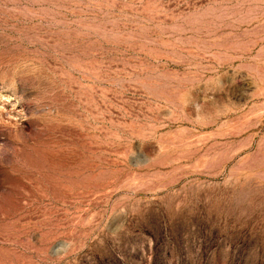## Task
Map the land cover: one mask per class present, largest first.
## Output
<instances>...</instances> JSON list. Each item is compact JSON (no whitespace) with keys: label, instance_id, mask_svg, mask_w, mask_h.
Returning a JSON list of instances; mask_svg holds the SVG:
<instances>
[{"label":"rangeland","instance_id":"obj_1","mask_svg":"<svg viewBox=\"0 0 264 264\" xmlns=\"http://www.w3.org/2000/svg\"><path fill=\"white\" fill-rule=\"evenodd\" d=\"M0 264H264V0H0Z\"/></svg>","mask_w":264,"mask_h":264}]
</instances>
